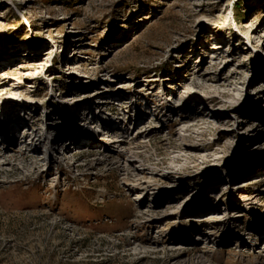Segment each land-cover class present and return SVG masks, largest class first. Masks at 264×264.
I'll return each instance as SVG.
<instances>
[{
  "label": "rangeland",
  "instance_id": "374dc122",
  "mask_svg": "<svg viewBox=\"0 0 264 264\" xmlns=\"http://www.w3.org/2000/svg\"><path fill=\"white\" fill-rule=\"evenodd\" d=\"M7 82L0 264H264V0H0Z\"/></svg>",
  "mask_w": 264,
  "mask_h": 264
},
{
  "label": "bare ground",
  "instance_id": "6f19581e",
  "mask_svg": "<svg viewBox=\"0 0 264 264\" xmlns=\"http://www.w3.org/2000/svg\"><path fill=\"white\" fill-rule=\"evenodd\" d=\"M198 30V32H201V33H205V31H206V29L204 28V27H202V26H198V28H197ZM220 49V48H219ZM216 50H218V49H216ZM208 81H210V82H219L218 80H219V78H217V77H214V76H209V78L207 79ZM155 82L154 80H151V82ZM4 86H7L8 87V89H6V90H2V92L0 93L1 94V98H6L7 97V100H6V105H7V107H11V108H15V109H20V106L18 105V101H16L15 99H13V98H10V97H8V93L9 92H11L12 90H14L15 88H13V87H11L10 85H9V82H7L6 84H4ZM107 105H111V102H105ZM37 111L35 110V113H36ZM35 115H37V114H35ZM16 114H14V116L13 115H11L10 117H12L11 118V120H8V122H7V126L10 124V127H12V126H14L15 125V123H14V120H15V118H16ZM34 118H36V116H34ZM37 119V118H36ZM76 118H74L73 117V120L72 121H74ZM25 120H27V119H25ZM32 120V119H31ZM21 121H22V119H21ZM32 122V121H31ZM38 122V120H36L35 121V123H37ZM19 125H22V123L21 124H19ZM16 127H18V126H16ZM27 128H28V126H27ZM16 128H13L12 129V132L15 130ZM12 132H9V134L11 135L12 134ZM49 133V132H48ZM104 133V130L103 131H101L100 132V134L102 135ZM31 134H33V133H31ZM38 138H36V135H34L33 134V139H32V143L34 144V149L33 150H36V149H38V148H40V147H42V145L43 144H45V142H46V138H41V142H39L38 144H36L34 141H36ZM116 143H118V142H114L113 144H116ZM64 155H66V153L64 152L63 153ZM143 185L142 184H140V185H136L134 188L136 189V188H139L140 189V187H142ZM151 192H149V194H150ZM140 196V195H139ZM217 204H218V201L216 200V201H214V204H213V208L212 209H217ZM213 216H215L214 218H215V220H218V221H220V222H214V221H209V223H206L207 225H208V227H210V228H208L207 229V233L205 234V237L207 238V239H210V238H212V237H214L215 235H216V230L217 229H219L221 226L223 227V220H225V219H229L230 218V215H228L227 217H224V216H222V214L221 213H215ZM220 233V232H219ZM222 233V232H221Z\"/></svg>",
  "mask_w": 264,
  "mask_h": 264
}]
</instances>
